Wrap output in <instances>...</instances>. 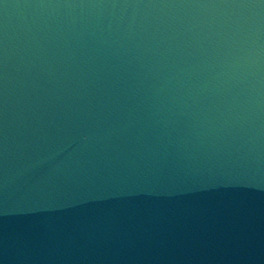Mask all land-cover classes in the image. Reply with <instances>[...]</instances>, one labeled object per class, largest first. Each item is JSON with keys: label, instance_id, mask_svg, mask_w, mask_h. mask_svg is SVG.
<instances>
[{"label": "water", "instance_id": "obj_1", "mask_svg": "<svg viewBox=\"0 0 264 264\" xmlns=\"http://www.w3.org/2000/svg\"><path fill=\"white\" fill-rule=\"evenodd\" d=\"M0 264H264V4L0 0Z\"/></svg>", "mask_w": 264, "mask_h": 264}, {"label": "snow or ice", "instance_id": "obj_2", "mask_svg": "<svg viewBox=\"0 0 264 264\" xmlns=\"http://www.w3.org/2000/svg\"><path fill=\"white\" fill-rule=\"evenodd\" d=\"M260 3L264 4V0H260Z\"/></svg>", "mask_w": 264, "mask_h": 264}]
</instances>
